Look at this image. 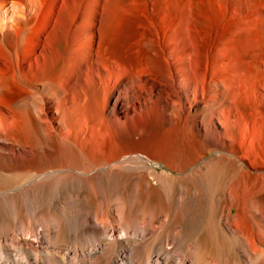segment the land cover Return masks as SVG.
I'll list each match as a JSON object with an SVG mask.
<instances>
[{
    "label": "bare ground",
    "instance_id": "6f19581e",
    "mask_svg": "<svg viewBox=\"0 0 264 264\" xmlns=\"http://www.w3.org/2000/svg\"><path fill=\"white\" fill-rule=\"evenodd\" d=\"M0 177V264H264V0H0Z\"/></svg>",
    "mask_w": 264,
    "mask_h": 264
},
{
    "label": "rangeland",
    "instance_id": "374dc122",
    "mask_svg": "<svg viewBox=\"0 0 264 264\" xmlns=\"http://www.w3.org/2000/svg\"><path fill=\"white\" fill-rule=\"evenodd\" d=\"M192 17H193L195 20H197V14H196V12H193ZM146 163H147L150 167L155 168V166L151 165L150 163H148V162H146ZM4 182H6V180L0 177V185H1L2 183H4Z\"/></svg>",
    "mask_w": 264,
    "mask_h": 264
}]
</instances>
